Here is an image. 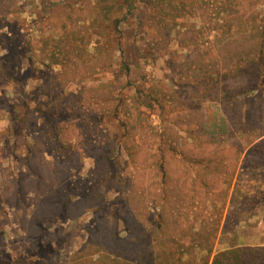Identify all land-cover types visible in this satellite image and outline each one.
I'll return each instance as SVG.
<instances>
[{"label": "rangeland", "instance_id": "374dc122", "mask_svg": "<svg viewBox=\"0 0 264 264\" xmlns=\"http://www.w3.org/2000/svg\"><path fill=\"white\" fill-rule=\"evenodd\" d=\"M263 41L264 0H0V264L105 263L99 203L126 264L264 247Z\"/></svg>", "mask_w": 264, "mask_h": 264}, {"label": "trees", "instance_id": "16d2710c", "mask_svg": "<svg viewBox=\"0 0 264 264\" xmlns=\"http://www.w3.org/2000/svg\"><path fill=\"white\" fill-rule=\"evenodd\" d=\"M250 38H251V40H256V39H254L255 38L254 35H252V37H250ZM258 40L259 39H257L256 42H258ZM263 43H264V41H263ZM122 68H124V70L126 72L129 70L125 63H122ZM249 84H251V82H249ZM29 106L30 105L28 102H26L24 104L25 109L23 110L24 111L23 115L29 114L28 111L26 110L29 108ZM250 152L251 153L256 152V155H261L264 157V139H261L255 145H252L250 148ZM28 159L32 163L37 162V160L40 161V159H37V158L29 157ZM69 160H71V159H69ZM70 164H72V161H70ZM32 167L34 169H37V164L35 163ZM61 169H64V168H60L59 170H61ZM52 170L53 169H51V171ZM87 194H88L87 192H83L84 197L89 196ZM262 194L263 193H261V192L258 194L254 193L251 197L254 200L256 198V195L258 196V195H262ZM248 195L249 194H243L240 197V199H248L250 197ZM67 198H69V196L66 194L64 197V200H68ZM126 201L130 202V204L132 206H134L133 198H129ZM100 205H101V203H99L97 205V207L93 208V214L95 215L94 216L95 217V226L90 231L89 238L86 241V243L82 246V248L80 249V253H85V252H87V250L94 247L96 249L92 252V255H94V254L101 253V250L104 249L105 253L102 256H100V260H98V261H101L104 258L105 263H103V264H126L124 262V260L126 258H128L131 253H133V251H132L133 250V243L135 240L133 226L136 223L135 218L137 216L136 215L137 209L134 212L133 209L128 206V207L122 209L120 211V213H118V217L116 218L115 214L114 215H112V214H109V215L101 214L100 209L102 210V207ZM166 212L167 211L162 208L158 212V214L156 215V219L160 220V224H158L157 227L164 228V229L160 230V231L155 230V232L153 231L151 233H148L150 231H147L144 234V237L142 240L144 245H147V242L152 239V238H150L151 235H154L157 237V234H158L159 239L164 238V236H165V226L164 225H166L165 222L168 221ZM103 220L111 222V224L108 226L107 229H105L106 227L103 226V224L101 223V222H103ZM116 220L121 222L122 228L124 230H126L128 233L124 237H118L119 231L116 230L118 221H116ZM204 228H203V230H204ZM203 234H206V232H204V231L201 232V235L198 237L200 240V241H198L199 243H203L206 240L208 241L207 236L209 235V233L206 234V236H204ZM191 246L192 245H186L185 247L180 246L179 247L180 249H178V248L175 249V250H178V251H176V253L178 254L179 257L181 255H184V254L185 255L186 254L194 255L195 248H197V247L191 248ZM230 246L231 247L228 250L218 252L216 254V256L214 257L212 264H264V247H261V248L260 247H255V248L238 247L235 244L230 245ZM174 253H175V251H167V253L161 252L157 256V258L160 259V261L157 264H172L171 259L173 258L172 256ZM252 253H253V255L250 256V254H252ZM260 254H262V256ZM78 256H79V252L75 255V258H77ZM149 259H151V258H149ZM96 261L94 260V262H96ZM142 263L152 264L153 261L150 260V262L147 263L144 260ZM142 263H140V264H142ZM136 264H138V262Z\"/></svg>", "mask_w": 264, "mask_h": 264}]
</instances>
